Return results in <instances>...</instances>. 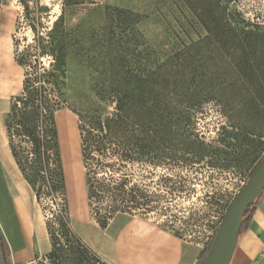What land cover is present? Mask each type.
<instances>
[{
	"label": "rangeland",
	"instance_id": "374dc122",
	"mask_svg": "<svg viewBox=\"0 0 264 264\" xmlns=\"http://www.w3.org/2000/svg\"><path fill=\"white\" fill-rule=\"evenodd\" d=\"M28 1L32 10L38 1L48 4L50 19L60 14L63 2ZM78 1L81 3L68 10V21L76 24L83 20L84 27L79 32L80 45L72 51L76 55L67 60L63 108L53 117L46 112L33 114L34 122L27 125L11 111L5 119L9 147L31 186L34 209L45 218L50 235L51 251L37 264H108L101 259L96 263L93 253L70 228L63 187L65 174L70 192L77 196L81 184L90 199L93 215L102 223L123 212L167 227L204 247L198 263L202 264L225 207L233 202L250 176H247L248 163L243 166L245 170L239 171L245 159L237 160L233 147H229L228 161L219 167L203 163L171 165L163 151L166 127L162 124L157 127L156 142H152L153 137L148 139L144 156L132 153L131 159L126 158L124 130L105 139V153L94 151V157L82 159L78 129L81 115L87 118L96 113L102 125L107 126L108 120L122 114L123 97L129 91L138 96L144 88L150 65L154 68L149 58L151 51L160 64L169 52L178 53L180 45L169 46L168 39L156 26H136L132 30L115 26L107 8L111 5L114 8L120 0ZM233 9L239 12L242 39L231 32L222 41L198 48L193 58L196 74L209 72L214 87L159 96V116L179 117L192 107L191 98H201L193 132L205 142L220 146L223 138L233 142L237 136L251 138L252 159L264 156V0H235ZM24 15L20 0H0V89H6L9 82L15 86L9 92L0 91V95L11 107L21 106L17 99L22 97L24 80V69L14 58L15 50H24L33 44L34 38ZM246 22L249 24L244 26ZM187 34L181 32L179 36L187 39ZM192 35L198 38L196 33ZM41 62L49 67V58L42 57ZM12 69L16 75L12 72L11 78ZM222 81L223 87H218ZM141 92L144 94L143 97L141 93V100L149 104L147 88ZM140 109L144 110L141 104L133 105L134 112ZM56 117L61 155L55 133ZM230 117L235 119V125L229 123ZM63 119L71 125L68 131L64 130ZM132 119L148 129L152 122L144 114ZM224 129L234 131L236 138H227ZM131 148L136 151L137 146L133 144ZM121 187L127 192H119L117 188Z\"/></svg>",
	"mask_w": 264,
	"mask_h": 264
},
{
	"label": "trees",
	"instance_id": "16d2710c",
	"mask_svg": "<svg viewBox=\"0 0 264 264\" xmlns=\"http://www.w3.org/2000/svg\"><path fill=\"white\" fill-rule=\"evenodd\" d=\"M20 2L25 10V21L29 23L34 38L33 44L27 45L24 50H15L14 58L16 63L24 69V80L22 97L17 99L21 106L15 104L10 108V111L16 116H20L21 123L27 125L31 121L34 122L33 114L46 112L53 117L55 112L61 111L63 108L66 102L63 87L66 86L68 78L67 60L76 55L72 51H75V48L80 45L79 32L84 27V21L81 20L76 24H70L68 21V10L70 7L81 3L78 0H63L60 14L53 19H50L52 14L48 4H42L38 1L32 10L28 0H20ZM234 3L235 0H120L114 8L112 5L107 8L109 10L107 13L112 17V23L121 30H132L136 26H156L162 30V34L165 35L164 38L168 39L169 46L175 44V47L180 45V48L176 54L170 52L166 54L160 64H158L154 51H151L149 58L154 68L152 69L150 65L151 70L144 80L145 89L142 88L138 96L134 91H129L123 97L125 106L122 107V114L115 115L108 120L107 126L102 125L101 117L96 113L87 118L85 115H81L83 124H81V120L78 121V129L82 159L86 156L94 157V151L100 155L105 153V139L108 140L113 134L116 135L124 130L123 135L125 134L127 137V141L124 143L126 145L124 146L126 158L131 159L132 153L144 156L149 146L148 139L153 137L152 142H156L157 127L162 124L166 127V146L163 151L171 165L186 163L192 166L194 163H203L207 166L219 167L228 161V156L231 153L227 149L233 147V154L239 158L237 160L245 159L244 164L239 167V171L245 170L243 166L246 167L248 163L247 176L251 174L255 165L264 157L249 158L251 138L237 136L235 142L226 141L223 138L222 141L224 142L220 146L205 142L193 132L196 116L202 105L201 100H199L201 98H191L194 101L192 107L179 117L168 114L167 117L161 119L159 116V110H161L159 109V96L180 95L181 90L206 91L214 87L209 72L196 74V64L193 58L198 48L222 41L231 32H235V35L237 34L239 37L238 39H242L241 25L238 19L239 12L233 9ZM248 24L246 22L244 26ZM181 32H188L187 39H181L179 36ZM192 33H196L198 38H195ZM138 44L141 45L140 42ZM77 56L81 59L80 54ZM42 57L49 58V67L42 64ZM223 83L222 81L218 87H223L221 86ZM146 88L149 104L141 100L144 97L141 91L144 92ZM141 93L142 98H140ZM138 103L144 107V110L140 109L139 112H134L132 110L133 105ZM142 114L152 121L149 129L132 119V116L140 117ZM56 120L57 117L55 119V133L59 155H61ZM229 123L235 125V119L230 117ZM140 130L144 133H139ZM224 131L227 138L233 140L236 138L234 131L229 129H224ZM133 144L137 146L136 151L131 148ZM12 153L14 155L13 149ZM100 166L101 164L98 167L100 168ZM180 177L182 181H185L184 177ZM167 179L171 180L169 176ZM63 187L68 213L65 181ZM117 189L119 192L120 190H123V193L127 192L124 187ZM88 200L91 206L89 197ZM255 202L247 209L242 220L241 230L249 225L251 215L255 210ZM230 204L225 207V212ZM119 213L123 212H117L115 215ZM115 215L109 217L106 223H102L94 217L102 226H105ZM3 250L8 262V254L4 245ZM93 256L97 263L100 258L94 253Z\"/></svg>",
	"mask_w": 264,
	"mask_h": 264
},
{
	"label": "crops",
	"instance_id": "0c3cea01",
	"mask_svg": "<svg viewBox=\"0 0 264 264\" xmlns=\"http://www.w3.org/2000/svg\"><path fill=\"white\" fill-rule=\"evenodd\" d=\"M12 72L16 75L15 70H10L11 78ZM14 87L9 82L7 88L0 91L9 92ZM10 108L11 103L0 95V235L8 254V264L38 263L51 251L52 245L47 222L34 209L31 186L26 182L8 144L5 117ZM65 177L71 229L104 262H200L204 247L136 215L119 213L102 226L94 217L88 194H85L81 184L75 196L69 190L66 174ZM231 264H264V190L255 202L249 225L240 232Z\"/></svg>",
	"mask_w": 264,
	"mask_h": 264
},
{
	"label": "water",
	"instance_id": "95a60500",
	"mask_svg": "<svg viewBox=\"0 0 264 264\" xmlns=\"http://www.w3.org/2000/svg\"><path fill=\"white\" fill-rule=\"evenodd\" d=\"M264 190V157L252 170L245 186L226 210L208 247L202 264H231L241 224L247 209ZM0 264H8L0 236Z\"/></svg>",
	"mask_w": 264,
	"mask_h": 264
},
{
	"label": "bare ground",
	"instance_id": "6f19581e",
	"mask_svg": "<svg viewBox=\"0 0 264 264\" xmlns=\"http://www.w3.org/2000/svg\"><path fill=\"white\" fill-rule=\"evenodd\" d=\"M62 125H63V127H64V130H69L70 129V127H71V125H69V121L68 120H66V119H64V120H62ZM69 135H70V132H69ZM69 137V136H68ZM70 137H71V135H70ZM71 140H73V138H71ZM70 140V141H71ZM74 150V149H73ZM75 185V184H74Z\"/></svg>",
	"mask_w": 264,
	"mask_h": 264
},
{
	"label": "built area",
	"instance_id": "2783aa9c",
	"mask_svg": "<svg viewBox=\"0 0 264 264\" xmlns=\"http://www.w3.org/2000/svg\"><path fill=\"white\" fill-rule=\"evenodd\" d=\"M31 264H37V263H33V262H32Z\"/></svg>",
	"mask_w": 264,
	"mask_h": 264
}]
</instances>
